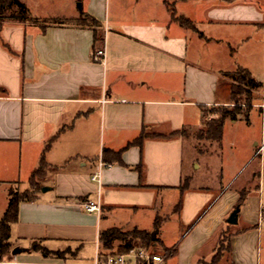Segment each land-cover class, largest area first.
<instances>
[{
    "label": "crops",
    "instance_id": "obj_1",
    "mask_svg": "<svg viewBox=\"0 0 264 264\" xmlns=\"http://www.w3.org/2000/svg\"><path fill=\"white\" fill-rule=\"evenodd\" d=\"M23 1L40 19L88 13L103 38L94 42L91 28L71 23H0V217L11 186L29 181L41 157L47 163L36 198L19 204L11 225L12 249L20 250L0 264H90L100 254L101 229L153 230L165 209L178 214L173 222L159 216L169 264H201L223 227L228 245L216 264H264V0H79V8L64 0L51 12L40 9L44 0ZM171 8L194 28L173 20ZM100 46L105 57L93 60ZM237 67L262 82L261 99L245 123L242 116L224 120L219 148L228 122L251 131L258 121L259 132L249 135L243 162L218 158L214 183L185 189L175 210L182 136L128 143L143 128L168 134L201 124L203 107L230 103L220 82ZM119 150L120 161L108 152ZM100 161L112 166L102 169L98 185L91 176ZM241 190L237 223L227 226ZM86 199L98 201L100 211L83 209ZM33 241L51 250L69 246L72 254L27 250Z\"/></svg>",
    "mask_w": 264,
    "mask_h": 264
},
{
    "label": "trees",
    "instance_id": "obj_2",
    "mask_svg": "<svg viewBox=\"0 0 264 264\" xmlns=\"http://www.w3.org/2000/svg\"><path fill=\"white\" fill-rule=\"evenodd\" d=\"M171 16L173 20L178 22L181 26L187 28H194L193 22L183 16L176 15L174 10L171 8ZM3 21H16V22H29L34 24H41L42 26L47 24H74L81 27H89L93 31L94 42L102 40L100 33V22L95 17L88 13L81 12L77 17L65 19L60 17L44 18L32 16L26 7L23 0H0V23ZM231 81L230 84V105H222L217 109L218 117L213 119L206 128V131L199 132L204 137L215 141L220 146L223 123L226 118L230 120H236L238 116H244L246 118L247 112L252 107V104L261 99L259 92L262 90V82L256 80L251 73L242 67H237L233 72L223 73ZM243 99L244 101L242 102ZM244 106V107H243ZM205 107H203L204 109ZM203 111V110H202ZM185 127L169 132L168 134L161 133H149L141 129L139 135L128 145L137 144L141 145L143 140L147 137L157 138H169V137H180L185 135ZM49 144H47L48 146ZM46 146V147H47ZM107 150H105L106 152ZM115 155L116 160H119L120 150L113 152L108 151ZM120 161V160H119ZM47 163L44 158L41 157L38 166L31 172L29 176L30 189L22 192L11 193L7 206L0 217V261L7 256L12 250L11 244V225L17 221L18 207L21 202L32 201L36 198V193L40 190L41 184L39 178L44 174ZM135 168H138L136 166ZM180 195L175 205V210H178L182 203V192L187 189L183 185V181L178 186ZM239 197L235 207H240L244 202L246 191H239ZM161 218L157 216L154 221V231L156 233L152 236V232L145 229H139L133 227L131 229H123L121 227H110L101 229L98 234L99 251L101 255H107L111 253H123L135 245H141L144 247H153L154 244H159L162 247V251L168 254L172 253V250L162 246V243L157 236V230L160 226ZM193 221L188 228L194 225ZM227 226L231 224L226 223ZM228 245V240H227ZM27 250L38 251L44 256H51L56 258H64L66 255L72 254V249L67 246L64 249L51 250L43 245L39 241H33L27 248ZM220 254L217 253L212 257L211 264H216L220 258Z\"/></svg>",
    "mask_w": 264,
    "mask_h": 264
},
{
    "label": "rangeland",
    "instance_id": "obj_3",
    "mask_svg": "<svg viewBox=\"0 0 264 264\" xmlns=\"http://www.w3.org/2000/svg\"><path fill=\"white\" fill-rule=\"evenodd\" d=\"M39 1V0H37ZM43 1V0H42ZM44 4L40 8L45 12H51L53 10L62 9L64 0H44ZM79 0L75 1V7L79 8ZM65 19H70V17H60ZM230 84L231 81L227 78L221 79L220 89H226L230 92ZM242 102L244 101L241 99ZM229 104H214L206 106L203 109V120L201 124L195 127H185L186 132L185 135L182 136L183 139V185L186 188L197 187L199 185H212L214 180L217 179L216 173H218V160L231 159L233 156L236 162H241L244 160V156L248 154L247 148H249V135L251 136L253 132H259L258 121L254 122V128L250 131L247 130L246 127L241 123L238 125L230 124L229 122L225 126L224 130V140H223V149L221 150L213 140H210L207 137L201 136L199 133L206 131L208 123H210L213 119L218 117L217 109L222 105H230ZM244 107V106H243ZM248 113V112H247ZM242 121L245 123L247 119L242 115ZM258 139H264V137H260ZM234 142V144H233ZM264 144V140H262ZM264 153V151H263ZM219 158V159H218ZM220 161V160H219ZM254 160L252 163H254ZM243 162V161H242ZM252 166L247 167L243 170L241 175V180L246 179L247 171L250 172L254 169ZM214 169V170H213ZM215 174V176H214ZM13 192H22L30 189L29 181L25 184H14L11 186ZM169 209L159 210V216L163 218V220L175 221L177 218V213L171 212ZM141 222L145 223L147 218L144 216L141 217ZM162 220V221H163ZM168 222V221H166ZM164 223H162L161 231L163 232ZM132 225H127L124 228H130ZM172 227V224H171ZM170 230V231H168ZM167 235L168 239H173L175 235H173V231L168 229ZM148 231L154 232L152 228H148ZM228 228H224L221 230L219 245H217L215 252L211 257H208L201 261V264H211L212 257L219 253L223 255L225 253V248L227 245V238L229 237ZM168 242V241H167ZM156 251L162 252V247L159 244L153 245Z\"/></svg>",
    "mask_w": 264,
    "mask_h": 264
},
{
    "label": "built area",
    "instance_id": "obj_4",
    "mask_svg": "<svg viewBox=\"0 0 264 264\" xmlns=\"http://www.w3.org/2000/svg\"><path fill=\"white\" fill-rule=\"evenodd\" d=\"M91 55L93 60L102 61L105 57L104 48L102 46L94 48ZM263 149V144H260L258 146L259 152H262ZM111 166L110 163L100 161L91 179L100 185L102 169ZM80 204L87 212L100 211L98 201L86 199L82 200ZM168 255L167 252L156 251L154 247L135 245L123 253L97 254L90 264H169L167 262Z\"/></svg>",
    "mask_w": 264,
    "mask_h": 264
},
{
    "label": "water",
    "instance_id": "obj_5",
    "mask_svg": "<svg viewBox=\"0 0 264 264\" xmlns=\"http://www.w3.org/2000/svg\"><path fill=\"white\" fill-rule=\"evenodd\" d=\"M79 6V4H78ZM42 191L46 190L45 187H42L41 189ZM238 212H239V207H235L233 208V210L229 213L228 217L226 218V222L229 224H236L237 223V216H238ZM155 231L152 232V236H154ZM19 248L15 247L14 249H12V253L15 254L17 252H19Z\"/></svg>",
    "mask_w": 264,
    "mask_h": 264
}]
</instances>
